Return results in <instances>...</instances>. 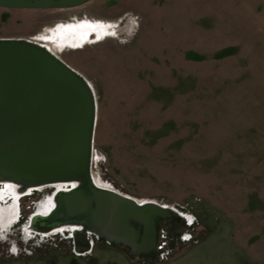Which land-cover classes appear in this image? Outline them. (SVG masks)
<instances>
[{
	"label": "rangeland",
	"instance_id": "rangeland-1",
	"mask_svg": "<svg viewBox=\"0 0 264 264\" xmlns=\"http://www.w3.org/2000/svg\"><path fill=\"white\" fill-rule=\"evenodd\" d=\"M87 17L115 32L60 55L97 95L94 172L129 195L184 206L194 217L176 215L177 226L188 236L152 256L95 237L80 256L64 232L11 228L20 245L10 254L1 237L0 264H264V0L0 7V37L36 38ZM56 186L14 197L0 184V202L18 222Z\"/></svg>",
	"mask_w": 264,
	"mask_h": 264
},
{
	"label": "water",
	"instance_id": "water-1",
	"mask_svg": "<svg viewBox=\"0 0 264 264\" xmlns=\"http://www.w3.org/2000/svg\"><path fill=\"white\" fill-rule=\"evenodd\" d=\"M88 1L0 0V7L71 8ZM96 122L95 90L82 73L27 38L0 37V184L19 183L24 191L54 183L69 187L53 195L49 214L32 215L30 229L47 233L78 224L81 230L65 233L79 252L90 249V232L134 255H152L173 208L95 184Z\"/></svg>",
	"mask_w": 264,
	"mask_h": 264
},
{
	"label": "bare ground",
	"instance_id": "bare-ground-1",
	"mask_svg": "<svg viewBox=\"0 0 264 264\" xmlns=\"http://www.w3.org/2000/svg\"><path fill=\"white\" fill-rule=\"evenodd\" d=\"M133 22V21H132ZM134 24V22H133ZM71 27V28H67ZM66 28V29H65ZM115 32L114 24L111 22H107L104 20H98V19H90V18H83V19H76L75 22H68L67 24L61 23L58 24L57 26L51 28L48 32L45 33H40V35L36 38H27L35 43H38L44 47H46L48 50H50L53 54L58 56L63 60L61 57V51L64 50L66 47L69 48H81L83 45L87 43H95L97 41L102 40L106 35L113 34ZM93 34V35H92ZM96 37L95 39H93ZM42 39V40H41ZM65 61V60H64ZM66 62V61H65ZM81 73V72H80ZM94 88V86H93ZM95 90V89H94ZM96 94V93H95ZM97 98V95H96ZM97 111H98V102H97ZM96 158H99L98 154L96 155ZM92 176L95 181V184L99 187L107 188L110 190H115L116 192L129 195L122 190L118 189L113 185V183L106 181L103 179V177L98 173L94 172V169H92ZM59 184V183H54ZM76 182L74 183V185ZM22 184L19 183H12V184H7L5 188L6 192H12L14 197H19L24 194H27V192L30 190L24 191L22 188ZM9 188V190H8ZM41 188V187H39ZM69 188L65 184H60L59 189H66ZM35 189V188H33ZM2 191H5L2 190ZM1 192V190H0ZM5 193H0V197H4ZM132 196V195H131ZM137 202H143V201H151V202H156L157 200L155 199H149V198H138L133 196ZM1 206H5L3 204H0ZM6 205L4 208V211L0 210V221H9L13 220L16 213V207ZM55 206V201L53 197H50L48 200L44 201L41 205L38 206V212L42 215H47L50 213V211L54 208ZM12 210H11V209ZM2 219V220H1ZM82 227L78 224H72V225H61L57 227L54 230H59V231H69L71 232L72 230L78 231L81 230Z\"/></svg>",
	"mask_w": 264,
	"mask_h": 264
},
{
	"label": "built area",
	"instance_id": "built-area-1",
	"mask_svg": "<svg viewBox=\"0 0 264 264\" xmlns=\"http://www.w3.org/2000/svg\"><path fill=\"white\" fill-rule=\"evenodd\" d=\"M96 154H98V152L96 151V149L93 147V159H92V169H94L93 167H94V163H95V161H96V163L99 161L98 160V158L96 159ZM100 158V157H99ZM52 195H54V194H52ZM51 196L50 195H48L46 198H45V201L46 200H48L49 198H50ZM160 203H163V204H165V205H167V206H170V207H172L173 208V213H174V215L176 216H179V217H181V218H186V219H188V220H190L191 221V219L194 217L193 216V214L192 213H190V212H187V211H185V207L184 206H181V205H179V204H169V203H164V202H160ZM169 229V230H168ZM168 229L167 230H165V229H160V232H159V240H158V250H157V252H159V251H161V249H164V248H166L165 250H162L161 252H163V253H167V252H169L171 249L170 248H173L172 247V243H173V241L175 242L176 240H174V239H172V238H170V236H169V233H172V232H175V233H177L178 235L176 236L177 237V240L178 239H180V238H182V239H186L187 238V230H181V228L179 227V226H171L170 224H168ZM57 232H59V230H52V231H50V232H47V233H40V235L41 236H46V237H48V236H51V235H53V234H55V233H57ZM162 235V240H161V236ZM67 237H69L71 240L73 239V236L70 234V235H66ZM87 238H88V240H89V242H90V249L88 250V251H86V252H79V251H77L76 249H74L73 248V251L75 252V254H77V255H86V254H89V253H91L92 252V248H93V245H94V235L92 234V233H90V232H88L87 233ZM171 239L173 240V241H171ZM73 241V240H72ZM170 241V246H169V249H167V243ZM73 243V242H72ZM18 245H20V244H18L17 242H11V249H10V254H11V252H14L12 249L13 248H16L15 246H18ZM18 248H19V246H18Z\"/></svg>",
	"mask_w": 264,
	"mask_h": 264
},
{
	"label": "flooded vegetation",
	"instance_id": "flooded-vegetation-1",
	"mask_svg": "<svg viewBox=\"0 0 264 264\" xmlns=\"http://www.w3.org/2000/svg\"><path fill=\"white\" fill-rule=\"evenodd\" d=\"M93 35V34H92ZM53 194V193H52ZM44 201H45V199L43 200V202L42 203H44ZM42 203H39V205H41ZM0 204H1V202H0ZM38 205V206H39ZM10 206H13V204H11ZM11 209V208H10ZM39 209L37 208V210L34 212V213H36L37 211H38ZM33 213V214H34ZM32 214V215H33ZM16 220H17V217H16V215H15V217H14V219L11 221V220H9L8 222H7V224L5 225V227H3V229H7V231L6 232H4V231H0V246H1V244L3 245H5L6 243L5 242H2V239H1V237H3V236H7L6 237V239H9L10 241H9V243H8V245H9V248L7 247L5 250H7V252H9L10 251V249H11V242H12V240H11V228H14V224L16 223ZM30 221H31V219L26 223V224H24L23 226H21V229L23 228L24 229V227H26V226H28V228H30ZM169 224L171 225V226H177V220H172L171 222H169ZM21 232V231H20ZM36 233H42V232H38V231H35ZM178 234L177 233H175V232H172V233H169V236H170V238H172V239H174V240H177V236ZM17 237V236H16ZM13 239V238H12ZM73 248L75 249V247L73 246ZM10 253V252H9ZM88 255V254H87ZM90 255V254H89ZM146 256H152V255H146Z\"/></svg>",
	"mask_w": 264,
	"mask_h": 264
},
{
	"label": "trees",
	"instance_id": "trees-1",
	"mask_svg": "<svg viewBox=\"0 0 264 264\" xmlns=\"http://www.w3.org/2000/svg\"><path fill=\"white\" fill-rule=\"evenodd\" d=\"M53 191V189L52 190H50V192L49 193H51ZM39 194H40V196H45V193L44 192H39ZM38 204L39 203H37V204H34L33 205V207H32V210L22 219V220H20V221H18V222H16L15 224H14V229L15 228H18V229H21V226H23L24 224H26L28 221H29V218H30V216H31V214L33 213V211L37 208V206H38ZM177 220V218L176 217H174L173 219H171V221L172 220ZM20 224V225H19ZM17 234V235H16ZM14 233L11 237L12 238H14V237H16L17 236V238L18 237H21V232H19L18 231V233ZM14 236V237H13ZM74 264V263H73Z\"/></svg>",
	"mask_w": 264,
	"mask_h": 264
},
{
	"label": "crops",
	"instance_id": "crops-1",
	"mask_svg": "<svg viewBox=\"0 0 264 264\" xmlns=\"http://www.w3.org/2000/svg\"><path fill=\"white\" fill-rule=\"evenodd\" d=\"M233 235H234V234H233ZM245 249H249V247L246 246ZM250 251H251L252 253H254V251H256V248H254V246H253V250H250ZM251 259L254 260V263H255V260H256V259H254V256H253V255L251 256Z\"/></svg>",
	"mask_w": 264,
	"mask_h": 264
},
{
	"label": "snow or ice",
	"instance_id": "snow-or-ice-1",
	"mask_svg": "<svg viewBox=\"0 0 264 264\" xmlns=\"http://www.w3.org/2000/svg\"><path fill=\"white\" fill-rule=\"evenodd\" d=\"M12 250H13V251H16V249H15V248H13Z\"/></svg>",
	"mask_w": 264,
	"mask_h": 264
}]
</instances>
